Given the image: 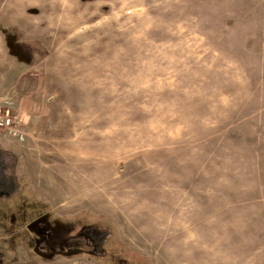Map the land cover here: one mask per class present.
Segmentation results:
<instances>
[{
    "label": "rangeland",
    "instance_id": "1",
    "mask_svg": "<svg viewBox=\"0 0 264 264\" xmlns=\"http://www.w3.org/2000/svg\"><path fill=\"white\" fill-rule=\"evenodd\" d=\"M6 111L2 264L32 188L128 263L264 264V0H0Z\"/></svg>",
    "mask_w": 264,
    "mask_h": 264
},
{
    "label": "flooded vegetation",
    "instance_id": "2",
    "mask_svg": "<svg viewBox=\"0 0 264 264\" xmlns=\"http://www.w3.org/2000/svg\"><path fill=\"white\" fill-rule=\"evenodd\" d=\"M20 167L14 149L0 147V208L4 210L8 197L18 189ZM28 206L33 209L28 211ZM40 206L44 209L38 211ZM10 212L5 223L10 238L6 253L12 264H136V259L128 263L121 258L120 236L109 223L89 221L85 210H59L34 188L31 197L21 195ZM4 254L0 247V264Z\"/></svg>",
    "mask_w": 264,
    "mask_h": 264
},
{
    "label": "built area",
    "instance_id": "3",
    "mask_svg": "<svg viewBox=\"0 0 264 264\" xmlns=\"http://www.w3.org/2000/svg\"><path fill=\"white\" fill-rule=\"evenodd\" d=\"M14 124L15 122L12 117H10L9 111H6L3 115H0V131H4L6 135H17Z\"/></svg>",
    "mask_w": 264,
    "mask_h": 264
},
{
    "label": "crops",
    "instance_id": "4",
    "mask_svg": "<svg viewBox=\"0 0 264 264\" xmlns=\"http://www.w3.org/2000/svg\"><path fill=\"white\" fill-rule=\"evenodd\" d=\"M0 241H4V238H2L1 236H0Z\"/></svg>",
    "mask_w": 264,
    "mask_h": 264
}]
</instances>
